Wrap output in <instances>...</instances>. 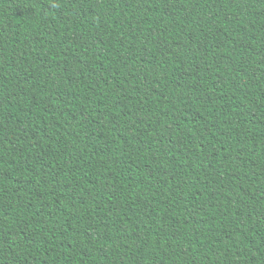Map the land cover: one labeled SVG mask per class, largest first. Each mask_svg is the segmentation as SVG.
Wrapping results in <instances>:
<instances>
[{
  "label": "trees",
  "instance_id": "obj_1",
  "mask_svg": "<svg viewBox=\"0 0 264 264\" xmlns=\"http://www.w3.org/2000/svg\"><path fill=\"white\" fill-rule=\"evenodd\" d=\"M0 264H264V0H0Z\"/></svg>",
  "mask_w": 264,
  "mask_h": 264
}]
</instances>
